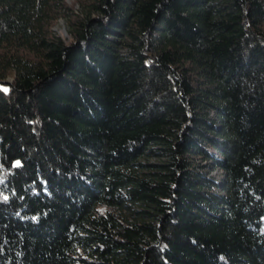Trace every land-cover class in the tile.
Listing matches in <instances>:
<instances>
[{"label":"trees","instance_id":"1","mask_svg":"<svg viewBox=\"0 0 264 264\" xmlns=\"http://www.w3.org/2000/svg\"><path fill=\"white\" fill-rule=\"evenodd\" d=\"M263 228L264 0H0V264H264Z\"/></svg>","mask_w":264,"mask_h":264},{"label":"rangeland","instance_id":"2","mask_svg":"<svg viewBox=\"0 0 264 264\" xmlns=\"http://www.w3.org/2000/svg\"><path fill=\"white\" fill-rule=\"evenodd\" d=\"M55 33L61 36H67L69 31H68V26H67V21L64 19H61L59 21V24L55 28ZM162 163V161L159 158L156 157H145L141 160V164L145 166L144 170L145 172H152L155 171L154 166H158ZM221 175V172L217 171L212 174V176H217ZM264 229V228H263Z\"/></svg>","mask_w":264,"mask_h":264}]
</instances>
